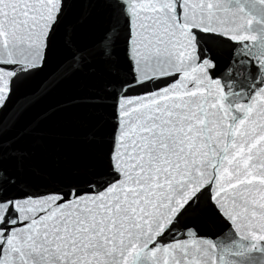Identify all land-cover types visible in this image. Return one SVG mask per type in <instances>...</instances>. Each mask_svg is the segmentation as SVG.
Instances as JSON below:
<instances>
[{
	"label": "snow or ice",
	"instance_id": "1",
	"mask_svg": "<svg viewBox=\"0 0 264 264\" xmlns=\"http://www.w3.org/2000/svg\"><path fill=\"white\" fill-rule=\"evenodd\" d=\"M82 73L94 158L44 170L49 113L9 134ZM0 264H264V0H0Z\"/></svg>",
	"mask_w": 264,
	"mask_h": 264
},
{
	"label": "water",
	"instance_id": "2",
	"mask_svg": "<svg viewBox=\"0 0 264 264\" xmlns=\"http://www.w3.org/2000/svg\"><path fill=\"white\" fill-rule=\"evenodd\" d=\"M106 24L107 9L103 3H97L91 8L88 21L80 30L79 40L82 43L89 42ZM61 58L60 54L55 56L47 71L54 70ZM46 75L47 72L23 86L19 95L33 91ZM95 86L96 77L88 73L78 74L63 82L30 109L18 129L9 134L15 135L16 131L28 126L42 114L49 113L46 119L41 120L39 132L25 137L21 142L34 153L32 162L36 166L49 170L65 161L80 165L93 160L98 146L90 143L86 137L97 123L98 116L87 106L69 105V101L91 94Z\"/></svg>",
	"mask_w": 264,
	"mask_h": 264
}]
</instances>
